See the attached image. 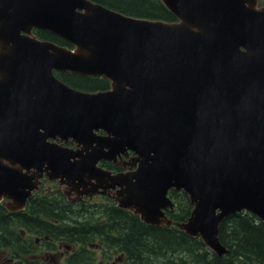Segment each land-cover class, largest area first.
I'll return each instance as SVG.
<instances>
[{
  "label": "water",
  "instance_id": "water-1",
  "mask_svg": "<svg viewBox=\"0 0 264 264\" xmlns=\"http://www.w3.org/2000/svg\"><path fill=\"white\" fill-rule=\"evenodd\" d=\"M160 1L180 21L90 0H0V203L23 211L46 176L78 199L112 191L119 209L169 227L167 194L182 191L193 209L175 227L223 257L224 218L247 211L264 223V6ZM54 71L110 89H73Z\"/></svg>",
  "mask_w": 264,
  "mask_h": 264
},
{
  "label": "trees",
  "instance_id": "trees-1",
  "mask_svg": "<svg viewBox=\"0 0 264 264\" xmlns=\"http://www.w3.org/2000/svg\"><path fill=\"white\" fill-rule=\"evenodd\" d=\"M91 1L134 18L176 21L159 0ZM34 34L41 40L70 47L48 32L36 30ZM55 76L72 88L85 92L109 88L108 81L101 77L59 72ZM101 167L114 169L105 162ZM43 184L48 188L41 195L32 197L24 212L10 214L0 205V252H6L9 257L16 256L21 264H35L20 258L26 257L30 247H37L26 239V233L47 237L55 244H80L83 253L73 257L70 264H89L92 253L86 249L92 248L118 249L126 254L128 264H264V223L249 213L231 215L221 222L219 242L230 253L218 257L209 252L200 239L186 236L173 225L168 228L146 226L111 202L97 206L69 204L58 191L56 182L43 181ZM169 198L174 203V209L166 212L169 220L172 223L185 222L192 210L187 196L174 190L169 193ZM183 252L186 254H181ZM174 258L178 260H170Z\"/></svg>",
  "mask_w": 264,
  "mask_h": 264
},
{
  "label": "rangeland",
  "instance_id": "rangeland-1",
  "mask_svg": "<svg viewBox=\"0 0 264 264\" xmlns=\"http://www.w3.org/2000/svg\"><path fill=\"white\" fill-rule=\"evenodd\" d=\"M264 5V0L258 1V7ZM96 210V209H95ZM64 252V248L61 246L60 250L53 252V253H44L43 256L40 258L41 264H56L58 262V256H60ZM101 252H98V255H100ZM181 254H186V252H183ZM113 258V257H112ZM123 259H125V256L123 255ZM172 260V259H170ZM174 261L178 260L176 258L173 259ZM62 261L58 262V264H61ZM109 263V261H108ZM107 259H102L99 264H108ZM0 264H3L2 261H0ZM171 264V263H167Z\"/></svg>",
  "mask_w": 264,
  "mask_h": 264
},
{
  "label": "flooded vegetation",
  "instance_id": "flooded-vegetation-1",
  "mask_svg": "<svg viewBox=\"0 0 264 264\" xmlns=\"http://www.w3.org/2000/svg\"><path fill=\"white\" fill-rule=\"evenodd\" d=\"M93 199H98L99 201L101 200H105L106 197L105 196H95V197H92L91 200ZM123 253L121 252H118V251H113V254H111L110 256H103L101 259H99V262L102 260V259H107V263L109 261L108 264H121V262L124 261L123 259ZM1 256V254H0ZM113 257V258H112ZM99 264V263H98Z\"/></svg>",
  "mask_w": 264,
  "mask_h": 264
}]
</instances>
